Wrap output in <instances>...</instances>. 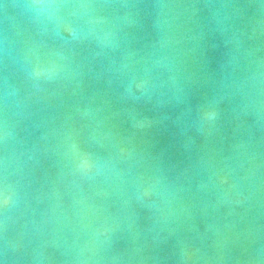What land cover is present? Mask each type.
<instances>
[{
	"label": "water",
	"instance_id": "1",
	"mask_svg": "<svg viewBox=\"0 0 264 264\" xmlns=\"http://www.w3.org/2000/svg\"><path fill=\"white\" fill-rule=\"evenodd\" d=\"M0 264H264V0H0Z\"/></svg>",
	"mask_w": 264,
	"mask_h": 264
}]
</instances>
